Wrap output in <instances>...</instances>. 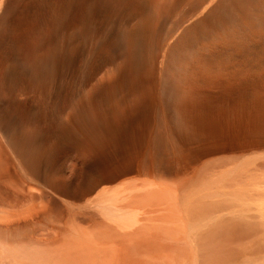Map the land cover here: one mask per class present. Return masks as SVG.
<instances>
[{
  "label": "bare ground",
  "instance_id": "obj_1",
  "mask_svg": "<svg viewBox=\"0 0 264 264\" xmlns=\"http://www.w3.org/2000/svg\"><path fill=\"white\" fill-rule=\"evenodd\" d=\"M15 7L16 13L29 12V20L18 12L25 24L18 14L9 18ZM263 88L264 0H0V183L10 173L1 152L23 179L50 192L80 169L85 173L79 191L58 208L56 219L69 223L60 247L0 238V264H195L200 250L205 264L238 259L244 252L226 247L249 231L236 229L241 216L230 214L260 199L252 191L260 180L250 178L258 179L251 171L255 165L241 155L262 143L251 114L261 108ZM204 100L216 103L209 110L219 108L235 126L233 145L203 150L194 142L201 138ZM197 149L231 154L213 166H190ZM101 152L112 159L100 166L89 162ZM179 167L187 171L180 183L163 178L177 176ZM250 180L257 182L251 191ZM4 204L0 221L13 215ZM216 211H226L229 226L214 224L223 221ZM193 218L214 220L212 231L204 232L211 234L207 240L199 223L193 227L202 233L192 232L188 240L183 228ZM244 238L253 247L246 242L242 248L247 263L262 259L256 254L264 248L258 251L262 246ZM257 238L252 242L262 244ZM140 253L159 261L143 260ZM245 255L238 259L242 264Z\"/></svg>",
  "mask_w": 264,
  "mask_h": 264
},
{
  "label": "rangeland",
  "instance_id": "obj_2",
  "mask_svg": "<svg viewBox=\"0 0 264 264\" xmlns=\"http://www.w3.org/2000/svg\"><path fill=\"white\" fill-rule=\"evenodd\" d=\"M20 5V4H19ZM18 5V6H19ZM22 6L23 5H21V7L19 6L18 8L20 9L21 8V10L24 8V10H26L27 8L26 7H24L23 6V8H22ZM17 8V9H18ZM15 9H16V7L14 8V12L9 16V18H12V16H13V18H15L14 17V13L15 14H18V12L20 11V10H17L18 12L16 13L15 12ZM23 11V10H22ZM25 13L27 12V11H24ZM22 12L20 11V13L19 14H21ZM18 14V15H19ZM24 13H22V16L24 17V18H26V16L28 15L29 16V12L28 13H26V14H24ZM17 15V16H18ZM20 16V15H19ZM18 16V18L20 19L21 18V20L23 19V17L22 16H20L19 17ZM29 18V17H28ZM28 18H26V20L28 19ZM16 19H17V17H16ZM18 20V19H17ZM29 20V19H28ZM22 22H24L23 24H25L26 22L24 21V19H23V21ZM262 94V95H261ZM22 97V96H21ZM260 99H261V105L259 106V107H261V108H259V109H257L258 110V112H257V110L254 112V113H252L251 114V116H252V120H253V124H256V125H258V127L261 129V133H262V136H261V141H262V143L257 147V149L256 148H250V149H248L246 152H244L243 154H244V156H242L241 155V158L242 157H244V158H242V159H245L248 163H252V165L254 164L255 166H251L252 168H253V170L255 171H253L252 170V168H251V171H252V174H254V175H256V176H258V179H256L255 178V176H252V177H250L252 180H253V178H254V180H257V182L259 181L261 184H259V183H257L256 181L254 182V183H251L252 182V180H250V183L252 184H250V191H251V186L252 187H254L255 185V183H257L256 184V186H255V188H253L252 189V191H253V195H258L259 196V200L256 202V205L257 206H259L257 203L259 202V204H260V206L259 207H257V206H255V207H253L252 205H255V202H254V200L255 199H258V197H250V199H252L253 200V204H252V202H251V204L252 205H250L249 207L247 206V208L245 207V209L243 210H240V211H242L241 212V214L239 213V214H237L238 212H240V211H238L237 213H236V215H233L232 213V215L230 214V217L231 218H234V216L237 218L239 215L241 216H239L238 218H239V221H241L240 223H238L239 224V226H238V224L237 223H235V224H237L236 225V229H239V228H242V229H247L250 233H251V236H250V233L248 232V234H245L244 235V237L246 236V240H248L247 238H249V240H250V242H251V244H253V246L255 245V247H260V246H262L260 249H258V251H260V250H262L263 248H264V246H263V243H264V237L263 236H261L263 233H264V230H263V226H261V227H259L260 225H258L259 223H263L264 224V220H263V218H264V212H263V214H260V213H258V212H261V208L263 207V210L262 211H264V204H263V201L261 200L262 198H264V191H259V190H262V189H264V185H263V181H264V171L262 170V169H264V164H263V162H264V88L260 91ZM260 99H259V102H260ZM254 101V100H253ZM209 101L208 100H204V102L202 103V107H203V110H204V112L206 113L205 115H206V117H205V120L204 121H202L201 122V125H199L198 126V130H200V132H201V138H199V140L198 139H196V141L194 140V142L196 143V144H198L197 146H199V147H201V146H203V147H201L203 150L206 148V147H208V146H212V145H217V146H222V147H224L225 146V148L226 147H228V146H230V145H233L234 144V140H235V133H236V128H235V126L234 125H232V124H230V123H228V122H226V120L224 119V117L220 114V110H219V108L218 109H215V110H209L210 108H214L217 104L216 103H208ZM254 102H256V100L254 101ZM253 103V102H252ZM215 105V106H214ZM262 111V112H261ZM208 112V113H207ZM209 114V115H208ZM214 115V116H213ZM216 115V116H215ZM218 115H219V119H218ZM262 116V117H261ZM216 118V119H215ZM209 119V120H208ZM219 120V121H218ZM257 120V121H256ZM255 121V122H254ZM221 123V124H220ZM232 126V127H231ZM235 128V129H234ZM229 129V130H228ZM204 130V131H203ZM204 133H205V135H204ZM215 135V136H214ZM190 142V140H186V143H189ZM256 150H257V152H256ZM259 150V151H258ZM106 152V151H105ZM109 152V151H108ZM107 152V153H108ZM250 154H249V153ZM253 152H255V154L253 153ZM106 153V157H108L109 158V160L110 159H112V156H111V158H110V156H109V154H111L110 152H109V154H107ZM199 153V154H198ZM249 154V156H248V154ZM253 153V154H252ZM1 154L4 156V157H2L3 159H6V160H8L7 162V164H9L8 165V167H9V169H10V173L8 172V175H9V177H7L8 179H6V180H8L9 181V184L10 185H12L13 183L11 182V180L13 181V179H15L13 182H15L16 184H13L14 186H10V185H8L7 183H8V181H6V183H5V181H1V183H0V201L2 200V201H4L5 202V204H6V206L8 205V208L10 207V211L12 212L11 214H13V215H11V217H10V215H9V217L8 218H6L5 217V219L3 218V220L2 221H0V226L2 227V228H0V238H3V239H7L6 241H13V239H14V241L16 242V244H17V241H18V244L19 245H29V244H36L37 245V243L38 244H42L41 245V247H43V248H45L44 246L45 245H48V246H46V248L45 249H49L50 248V250H55V249H58L57 248V246H59L60 247V243H59V240L61 239V241H63L65 238H66V231L68 230V228H69V223L68 222H66V221H62V219H56V218H58L59 216H58V212H59V209L58 208H60V205L61 204H64V203H66L67 201H68V196H70V195H72V194H74V193H77L78 191H79V189L81 188V186H82V184H83V182H84V179H85V173H84V169L82 170V169H80L78 172H77V174H76V176L71 180V181H66V182H64V184H62L61 186H60V188L59 189H57V188H55L56 189V191H54V190H52L51 192H50V189L51 188H48V187H46L45 185H42V184H39V183H36L35 181H32V180H25V179H23L19 174H18V172H16V170L14 169V167H12V164H11V161H10V159H9V157L7 156V154L5 155V154H3L2 152H1ZM103 154H104V152H103ZM103 154H102V152L99 154H93L92 156H91V158L89 159V162L90 163H92L93 165L94 164H96L95 166H100V164H103L102 163V160H103V162H105V161H109L106 157H105V155H104V157H103ZM191 154L192 155H190V157H189V162H190V166H193V165H195V163L196 164H198V166H202V167H209V166H213V165H215V164H218V162H223L225 159H227V157L228 156H230V152H227V151H225V152H218V153H213V154H204V153H202V151L201 150H194L193 152H191ZM196 154V155H195ZM216 156V157H215ZM212 159H211V158ZM209 158V159H208ZM224 158V159H223ZM105 159H107V160H105ZM207 159V160H206ZM253 159V160H252ZM217 160V161H216ZM196 161H198V162H196ZM216 161V162H215ZM210 162H212V163H210ZM259 163V164H258ZM257 165L258 166H260V167H258V169H257ZM263 165V166H262ZM170 166V168L172 167V165H169ZM263 167V168H262ZM168 169H169V167H167ZM173 168V169H172ZM171 169V171H173L174 172V167H172ZM176 168V167H175ZM256 168V169H255ZM178 169V172H175V173H177V176H173V174H168L167 176L168 177H163V178H165V179H167V181H169V182H171V183H174L175 185H177L178 183H180V178H183V176H185V174L187 173V171H183V170H181L180 169V167L179 168H177ZM261 169V170H260ZM257 170V171H256ZM250 171V172H251ZM186 172V173H185ZM259 173V174H258ZM263 174L262 175V177L263 178H259V177H261V174ZM252 174H250V176L252 175ZM187 175V174H186ZM174 177V178H173ZM12 178V179H11ZM172 178H173V180H174V182H173V180H172ZM170 179V180H169ZM177 182H176V181ZM22 183H21V182ZM262 181V182H261ZM4 182V183H3ZM176 182V183H175ZM18 183H20V184H23V185H21L20 186V184L18 185ZM29 183V184H28ZM8 185L7 187L6 186H4V185ZM32 186H31V185ZM263 185V186H262ZM24 186V187H23ZM174 186V185H173ZM261 186H262V188H261ZM23 188V189H22ZM16 189V190H15ZM36 189V190H35ZM42 190L41 192L39 191V190ZM48 189V190H47ZM254 189H256V191H258V193L257 192H255V190ZM8 191V192H7ZM18 191V192H17ZM31 192V193H30ZM62 192V193H61ZM255 192V193H254ZM40 193H42V195L40 194ZM24 194V195H23ZM46 194V195H45ZM55 194V195H54ZM64 194V195H63ZM50 195H51V197H50ZM263 195V196H262ZM47 196V197H46ZM58 196V197H57ZM30 197H33L32 198V200H30ZM40 198V199H39ZM45 199V200H44ZM47 199V200H46ZM49 199V200H48ZM62 199H63V201H62ZM9 200V201H8ZM23 200V201H22ZM39 200H40V204H38V202H39ZM51 200V201H50ZM29 201H31V202H29ZM44 202V204L45 205H48V206H45V205H43V203H41V202ZM48 203H47V202ZM66 201V202H65ZM25 202H27L28 203V205L26 206V204L27 203H25ZM9 203H11V204H9ZM36 203V204H35ZM4 204V205H5ZM20 204V205H19ZM22 204V205H21ZM32 204V205H31ZM42 204V205H41ZM263 204V205H262ZM12 205V206H11ZM24 205V206H23ZM37 205V206H36ZM39 205V206H38ZM41 205V206H40ZM249 205V204H248ZM261 205H262V207H261ZM19 206H22V207H20V209H19ZM31 206V208H29ZM43 206H45V207H43ZM57 206V207H56ZM16 207V208H15ZM24 207V208H23ZM41 207V208H40ZM50 207V208H49ZM261 207V208H260ZM7 208V209H8ZM15 208V209H14ZM23 208V209H22ZM34 208V209H33ZM53 208V209H52ZM249 208V209H248ZM252 210H251V209ZM258 208H260V209H258ZM6 209V210H7ZM26 209H30V211L27 213V214H24V213H26L25 212V210ZM33 209V210H32ZM35 209H36V211H35ZM56 209V210H55ZM255 209V210H254ZM258 209V210H257ZM18 210H19V214H17L16 212H18ZM32 210V211H31ZM260 210V211H259ZM8 211V210H7ZM24 213H23V212ZM223 211V210H222ZM249 211V212H248ZM251 211V212H250ZM256 211V212H255ZM14 212H15V214H17L19 217H17V215H14ZM214 212V211H213ZM213 212H212V214H213ZM218 211H216V213H217ZM221 212V211H220ZM220 212H218V213H220ZM226 212V211H225ZM225 212H223V213H225ZM22 213V214H21ZM38 215H37V214ZM211 213V212H210ZM216 213H214V214H216ZM222 212L220 213V214H218V215H221L222 217H223V214ZM228 213V212H227ZM229 213H230V211H229ZM262 213V212H261ZM28 214H31L30 216L28 215ZM226 214V213H225ZM243 214V215H242ZM256 214V215H255ZM7 215V214H6ZM25 215V216H24ZM205 215H207V216H209L208 214H204V216ZM229 215V214H228ZM248 215V216H247ZM261 215V216H260ZM20 216H22V217H20ZM39 216V217H38ZM56 216V217H55ZM58 216V217H57ZM198 217H199V215H197ZM203 216V218L205 219V217ZM225 216V215H224ZM250 216H252V217H250ZM52 217H54V218H52ZM196 217V216H195ZM198 217H196V218H198ZM213 217V215L211 216V218ZM218 217H220V216H217V218ZM230 217L228 216V217H223V221H225L224 220V218L225 219H230ZM257 217H258V219H257ZM260 217V218H259ZM196 218H195V220H196ZM200 219H198V220H201V218L202 217H199ZM207 218V217H206ZM208 218H210V216L208 217ZM210 218V219H211ZM245 219L244 221V226L242 225V222H243V219ZM254 218V219H253ZM256 218V219H255ZM213 219V218H212ZM241 219V220H240ZM9 220V221H8ZM52 220V221H51ZM54 220H56V222L54 221ZM61 220V221H60ZM194 220V218L191 220L192 221V223H191V221L190 222H187V223H191L190 224V226L188 225V226H186L185 225V228H183V229H186L185 231L187 232H185L186 234H188V240L190 239V236H192L193 235V233L195 232H198V233H202V231H203V233L205 232V231H212V229H213V227H212V224L211 223H213L214 222V220H216V216L214 215V220H213V222L211 221H209V220H207V222L209 223V224H211V225H208V228H207V226H206V224L204 223V222H206V221H203V223L201 222H199V221H195ZM206 220V219H205ZM220 220V221H219ZM234 220V219H233ZM232 219H231V221H233ZM238 220V219H237ZM246 220H247V222H249V223H247L246 222ZM24 221V222H23ZM61 222L62 223V225H61V223L60 224H58L59 222ZM194 221H195V223H194ZM222 221V218H219L218 220H217V224L216 223H214L217 227H222V228H224L225 226H224V224L223 223H225L226 224V226L228 225L227 224V222H228V220L227 221H225V222H221ZM230 221V220H229ZM236 221V220H235ZM254 223H253V222ZM257 221V222H256ZM6 222V223H5ZM35 222V223H34ZM206 222V223H207ZM219 222V223H218ZM221 222V223H220ZM236 222H238V221H236ZM259 222V223H258ZM196 223H199V224H201V226H204V224H205V226H206V228L207 229H205V226L204 227H201L200 225H198V228H201V229H203L202 231H196L195 229H194V225L193 224H196ZM233 223L234 222H229V224H232L233 225ZM247 225H246V224ZM250 223H251V225H252V223H253V225H255V226H253V227H255V228H250ZM256 223H258V224H256ZM11 224V225H10ZM68 224V225H67ZM219 224H220V226H219ZM223 224V225H222ZM241 224V225H240ZM2 225H4V226H2ZM256 225H258L257 226V228H260V229H262V230H260V229H258L259 230V233H260V231L262 232V234L260 233H258L259 235H260V237H259V235L257 234L256 236H255V234L258 232V231H256L257 230V228H256ZM214 226V225H213ZM216 226H214L215 228L214 229H216L217 227ZM224 226V227H223ZM229 226V225H228ZM231 226V225H230ZM237 226H238V228H237ZM249 226V227H248ZM52 227H54V228H52ZM188 227V228H187ZM234 227H235V225H234ZM6 228V229H5ZM9 228V229H8ZM57 228V229H56ZM65 228H67V229H65ZM198 228H196V229H198ZM212 228V229H211ZM8 229V230H7ZM55 229H56V231H55ZM62 231H60V230ZM66 231H65V230ZM209 229V230H208ZM211 229V230H210ZM194 230V231H193ZM251 231H253V232H251ZM6 232V233H5ZM8 232H9V234H8ZM55 232H56V234H55ZM64 232V233H63ZM193 232V233H192ZM208 232H206V233H204V235L203 234H201V235H203V236H201V238L202 239H204L205 237V240H207V236L205 235V234H207L208 235V237L211 235L210 233L208 234ZM61 233V234H60ZM191 233H192V235H191ZM255 233V234H254ZM6 234H7V236H6ZM198 235V234H197ZM200 235V234H199ZM198 235V237L200 238V236ZM254 235V236H253ZM2 236V237H1ZM8 236H9V238H8ZM39 236H41V237H39ZM48 236V237H47ZM52 236L54 237V238H52ZM60 238H59V237ZM250 236V237H249ZM253 236V237H252ZM258 236V238L260 239V240H263V241H261V242H263L262 244L260 243V244H258V242H260L259 240H256L254 243L252 242L253 241V239L252 238H256ZM6 237V238H5ZM204 237V238H203ZM242 238L240 239L239 237H238V239H237V237L233 240V241H235V240H238V241H236L235 243H233L232 244V242L233 241H231L229 244H232V248H229V247H231V246H228V245H226V246H228V247H226V248H228L229 250H231L232 249V252H234V251H236L235 249H237V251L236 252H239L240 251V249H241V251L239 252V254H241V252L243 253L242 255L244 256L245 255V250L243 249L242 250V248H244V246H245V244H246V242L248 243L247 245H248V247L250 246V244H249V242L248 241H245V244L242 242V241H244L245 240V238L243 237V236H241ZM262 237V238H261ZM23 238V239H22ZM41 238V239H40ZM50 240H49V239ZM257 238V239H258ZM19 239H22V241L21 240H19ZM35 239V240H34ZM241 240V242L243 243V244H241V242H240V240ZM242 239H244V240H242ZM45 240V241H44ZM55 240V241H54ZM8 241V242H9ZM24 241V242H23ZM26 241H28V242H26ZM34 241V242H33ZM38 241V242H37ZM58 241V242H57ZM21 242H23V243H27V244H20ZM30 242H32V243H30ZM58 244H57V243ZM203 242H204V240H203ZM239 242V243H238ZM11 243H13V242H11ZM55 245H54V244ZM237 243V244H236ZM257 243V244H256ZM14 244V243H13ZM235 244V245H234ZM239 244V245H238ZM39 245V246H40ZM44 245V246H43ZM257 245V246H256ZM243 246V247H242ZM252 246V245H251ZM250 246V247H251ZM55 247V248H54ZM257 247V248H258ZM202 248V247H201ZM246 249H247V246L245 247ZM257 248H254V249H256V251H257ZM103 249H105L106 250V248H103ZM107 249H109V248H107ZM227 249V250H228ZM251 249H253V247H251ZM111 250H113L114 251V248H110V251ZM116 250V249H115ZM200 250V249H199ZM113 251H111V252H113ZM116 251H118V250H116ZM115 252V251H114ZM112 253V254H115V253ZM249 252V248H248V251H247V253ZM250 252H251V250H250ZM262 252H264V250H262ZM261 251H260V253H262ZM117 253V252H116ZM162 253V252H161ZM164 253V252H163ZM259 252H258V254H256L258 257H259V255H260V257L258 258L257 257V260L258 259H260V258H262V259H260V260H258V261H255L256 259V256H255V258L254 257H252L253 255H255V254H250V255H252L251 257H252V260H253V262L255 261V263H251V261L249 260V262H250V264H264L263 262H264V258H263V256H264V254L262 255V254H260ZM120 253L118 252V254H115V256H117V255H119ZM142 253H140L139 255H141ZM203 254H205L204 253V251H202V250H200V251H198L197 253H196V255L194 256L195 258H197L196 259V263L195 264H205V257L206 256H204ZM138 255V256H139ZM144 255H147L146 257H144ZM144 255L142 256L141 255V258L143 257L144 259L143 260H146V261H152V262H154L153 260H156L155 262H158L159 261V259L157 258V259H153L152 257H150L147 253H144ZM198 255H199V257H198ZM206 255H208V260L207 261H210L209 259H210V254H206ZM241 255V256H242ZM247 255H249V254H247ZM240 255L238 256V259L240 258L241 259V261H242V258H243V256L241 257ZM246 256V255H245ZM111 257H113V255L111 256ZM247 257V259L244 257V261L246 262V263H244V264H248L247 263V260H248V256H246ZM250 257V258H251ZM140 258V257H139ZM195 258H194V260H195ZM249 258V259H250ZM254 258V259H253ZM152 259V260H151ZM237 258H234V260H231V262H230V260H229V263L230 264H235V261L237 262H240V263H238V264H242L241 263V261H239L238 259L236 260ZM246 259V260H245ZM193 260V261H194ZM112 261V263L113 262H115V260H111ZM117 261V260H116ZM201 261V262H200ZM232 261H233V263H232ZM119 261H117V263H118ZM228 262V261H227ZM226 262V263H227ZM243 262V261H242ZM117 263H115V264H117ZM194 262H192V261H189V263L188 264H193ZM210 263V262H209ZM211 263H212V260H211ZM179 264H182L181 262L179 263ZM206 264H208V262L206 263ZM220 264H222V263H220Z\"/></svg>",
  "mask_w": 264,
  "mask_h": 264
}]
</instances>
